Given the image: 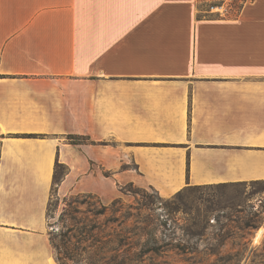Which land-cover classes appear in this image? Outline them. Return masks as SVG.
<instances>
[{
	"label": "crops",
	"instance_id": "1",
	"mask_svg": "<svg viewBox=\"0 0 264 264\" xmlns=\"http://www.w3.org/2000/svg\"><path fill=\"white\" fill-rule=\"evenodd\" d=\"M203 1L0 0V264H60L56 164L103 204L264 180V0Z\"/></svg>",
	"mask_w": 264,
	"mask_h": 264
},
{
	"label": "rangeland",
	"instance_id": "2",
	"mask_svg": "<svg viewBox=\"0 0 264 264\" xmlns=\"http://www.w3.org/2000/svg\"><path fill=\"white\" fill-rule=\"evenodd\" d=\"M220 1L205 0L201 7L228 2L234 14L238 0ZM121 191L113 204L88 194L51 192L48 230L65 264L110 262L109 240H120L121 264H264V183L185 188L179 196L131 185ZM248 220L257 227H246ZM90 234L100 240L94 258L76 253L92 240Z\"/></svg>",
	"mask_w": 264,
	"mask_h": 264
},
{
	"label": "trees",
	"instance_id": "3",
	"mask_svg": "<svg viewBox=\"0 0 264 264\" xmlns=\"http://www.w3.org/2000/svg\"><path fill=\"white\" fill-rule=\"evenodd\" d=\"M222 1V0H221ZM220 1V2H221ZM217 5H221L220 3H215V4H212L211 5V7H214V6H217ZM210 7V8H211ZM236 8H235V12L234 13H236L237 12V10H238V8L240 7V5L238 4V5H236L235 6ZM209 8V9H210ZM60 167H63L64 169L62 170V171H58V168H60ZM65 173V167L63 166V165H60V164H56V170H55V172H54V176H53V186H52V189H51V192L52 191H55L56 190V187H57V185L59 184V182H60V180H61V177L63 176V174ZM250 183H254V184H259V183H264V180H252V181H249ZM241 183H245V182H236V183H218V184H205V185H197V186H185L184 188H182V189H180V190H178L177 192H176V195H180L181 194V192H182V190L183 189H185V188H188V189H190V188H199V187H203V186H212V185H217V186H227V185H234V184H241ZM119 198H117V199H114L113 201H112V204L116 201V200H118ZM258 213H255V215H257ZM245 226L246 227H252V228H256L257 227V225L255 224V222H252L251 220H248L247 222H245ZM69 232L71 231V230H68ZM88 233V232H87ZM92 233V232H91ZM91 235V237H92V240L91 241H89V244H86V245H84V246H81L80 247V252H76L78 255H81V254H83V253H91L92 254V256H89L90 258L91 257H97L98 255H97V252H98V250H99V247L100 246H97L96 244H97V242H99L100 240L99 239H97L96 237V235H94V234H90ZM94 235V236H93ZM50 241H51V244H52V247L54 248V250L56 251L55 252V258H56V260L60 263V264H65V262L62 260V256L59 254V247H58V245L57 244H55V242H54V238L53 237H51L50 236ZM84 241H86L85 239H84ZM109 243H111L112 244V248H111V251L113 252V254L110 256V258H109V261L110 262H106V261H104V262H101L100 263V260H95V259H93V261H91V262H88L87 264H121L120 262H116L117 261V259L118 258H121V256H122V254H121V252H120V245H121V242H120V240H118V241H116V240H109L108 241ZM96 245V246H95ZM63 247H64V249H65V251H64V258L66 259H68V260H70L71 258H70V255H69V251L67 250V248L63 245ZM77 248H78V246H77ZM93 248V249H92ZM91 250V251H90ZM81 264V263H80Z\"/></svg>",
	"mask_w": 264,
	"mask_h": 264
},
{
	"label": "built area",
	"instance_id": "4",
	"mask_svg": "<svg viewBox=\"0 0 264 264\" xmlns=\"http://www.w3.org/2000/svg\"><path fill=\"white\" fill-rule=\"evenodd\" d=\"M211 8H213V7H211Z\"/></svg>",
	"mask_w": 264,
	"mask_h": 264
}]
</instances>
